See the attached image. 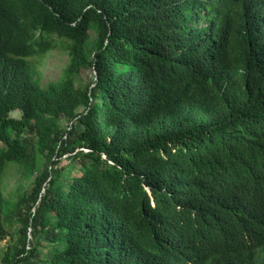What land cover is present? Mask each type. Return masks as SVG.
<instances>
[{
	"label": "trees",
	"instance_id": "16d2710c",
	"mask_svg": "<svg viewBox=\"0 0 264 264\" xmlns=\"http://www.w3.org/2000/svg\"><path fill=\"white\" fill-rule=\"evenodd\" d=\"M14 223L0 264H264V0H0Z\"/></svg>",
	"mask_w": 264,
	"mask_h": 264
},
{
	"label": "rangeland",
	"instance_id": "374dc122",
	"mask_svg": "<svg viewBox=\"0 0 264 264\" xmlns=\"http://www.w3.org/2000/svg\"><path fill=\"white\" fill-rule=\"evenodd\" d=\"M92 37H95L96 34L94 31H91ZM69 62V53L65 48H58L43 58L38 60V71L41 77V83L46 85L50 81H55L61 77L64 70L66 69ZM95 78V72L93 70L86 71L81 76V81L88 83ZM13 116L20 117L21 112L16 110L12 113ZM68 159H63L62 165H66L68 163ZM35 175L33 177H27L24 174V171L20 166L12 165L7 171L6 177L3 182V193L5 198L8 201L15 202L20 194L25 191L28 186L32 183ZM18 224L14 223L10 231L12 234H9L6 240L0 241V260L3 252L7 248L8 244L16 237L15 230L17 229Z\"/></svg>",
	"mask_w": 264,
	"mask_h": 264
}]
</instances>
